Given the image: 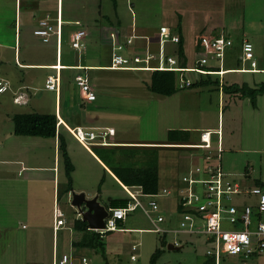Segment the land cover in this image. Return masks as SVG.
<instances>
[{"label": "crops", "instance_id": "crops-1", "mask_svg": "<svg viewBox=\"0 0 264 264\" xmlns=\"http://www.w3.org/2000/svg\"><path fill=\"white\" fill-rule=\"evenodd\" d=\"M126 11H130L127 0L126 3L125 0H107L105 3L103 0H0V79L9 83V89L4 93H0V109L3 112L1 117L5 121L10 120L11 122L12 118L19 114L54 115L56 119L54 138L44 139L39 137L16 136L14 135L12 126L11 130L8 132L10 138L7 139L11 143L10 146L19 145V138L23 139L21 146L30 143L31 138L49 140L51 142L50 145L53 149L52 165H30L24 156L17 158L19 160L16 159L17 161H15L20 166L18 174L20 172L32 173L27 175V177L25 176V183L28 182L30 185L32 183L36 184L38 187L35 188L40 189V191L42 190L47 198H44L43 200L41 199L40 210H36L33 207L31 208L29 219L27 221L35 232L45 228L47 230L51 229L52 241L50 264H52L53 255H57L56 236L59 231L63 233V237L68 236L67 247L68 252H70L68 255L75 258L77 263L82 257H85L80 255L83 250H95L87 248L86 246H79L82 236L86 234V232L96 231L95 229H90L88 227V223L78 216V213H80L79 210L71 205L72 196L74 194H83L87 200L95 198L96 202L101 207L105 208L107 212L113 206L124 207L127 203H133L134 200L130 197V194H133L135 199L140 202V207L136 208L134 211L140 209L153 227L155 225V218L152 214H157L158 216V214L160 215L159 212H164L165 216H167V218H165L166 228L172 227L173 222L180 221V211L177 208V200L173 205H168L167 200L171 195L166 196L161 193L168 187H164L163 189L160 188L161 190L157 194H154L153 197H149V195L143 194L139 187L123 185L116 177L114 169L119 168L122 164H128L134 168H142L148 163L152 165L156 161L155 164L158 166L157 173L160 187L165 186L162 184L172 182L174 180L172 174L171 178H165L167 170H161V163L163 161L161 162L159 157L152 153V151H157V149L175 148L170 147L172 145H170V142L167 140L168 132L174 130L183 133H189L192 130L197 132L199 143H184L192 145H198L201 143L200 134L202 132L208 130L210 132H218V134H220L219 141L217 135H211V138L214 135L216 136L215 146L212 145L213 140H210L212 154L216 156V149L218 146L222 150L221 154L224 151L225 132L221 117L218 118L216 129L201 125L197 127V123L195 124L196 126L191 127L183 125L181 121L180 124L175 127L172 126L165 128V141H138L123 137L121 138V135L118 132L119 127L117 125L119 121L116 120H119V117H112V115L109 114V111H106L107 107L104 108L103 105L94 104L101 94H104L103 96L105 97H108L109 95L113 96L115 92L112 90H118L119 93H123L122 89L124 91L129 86H145L144 83H140L139 75H146L147 73L152 72L151 69H111L110 66L113 54L116 53L128 56L129 58H133L134 56H141L143 58L146 52H149L156 56L158 54L157 37L160 27L168 28L176 34L178 38L179 34H181L179 31L175 32L174 29L172 30L168 25H161L158 30L141 29L136 26V24L134 25L132 18L129 21L123 17V13H127ZM58 17L61 22L60 35L57 34L56 30ZM42 20H47L56 30V33H52L49 36L47 42H43L33 34L39 21ZM77 31H84L85 35L81 39V47L79 49H74L71 46L70 38L72 34ZM181 36L183 42H185V37H183V35ZM216 36L223 37L212 33L211 35H205L202 33L198 39L200 41L203 37ZM243 40L244 39L239 43V47H241ZM167 44L171 43H166L164 45L163 52L169 53L170 51V53L173 54L172 50L174 49V46L172 49H169ZM119 45L122 47L120 51L117 49ZM233 47L234 46H232V48ZM195 48L199 49L201 54L204 53L201 44L199 46L198 41ZM7 54H9V56ZM184 54L187 59V67L189 68L196 65L197 60L200 59L198 58L192 62V60L189 59L188 53L184 51ZM192 63L193 65H190ZM209 63H212V61ZM212 64L214 65L210 64L205 69L207 71L222 70V72L214 74H199L201 76L195 77L199 78L197 82L207 80V76H210L211 81L212 77L217 78L218 90L216 89L215 91L218 93L219 105L221 104V101L223 102L222 95L224 93L222 87L232 83L238 84L236 81L232 83H224L223 81L225 80L223 79H225L226 75H254L251 73L235 72L237 69H220L217 65V61ZM156 65V59L149 60V67H155ZM130 66L142 67L145 66V64L131 63ZM80 75L87 78L89 85L95 94V100L92 102H82L80 98L79 88L75 83V77ZM49 76H58L59 78L58 84L54 90L45 88L46 80ZM129 76H133L135 79L130 82L126 81V78H129ZM175 77V84L177 86V73L175 74ZM192 84L193 82L191 81V85ZM247 85L249 86V83ZM190 86L184 89L177 88L178 91H183L189 89ZM211 86L214 85H209L207 87H194L193 90H195V93H197L198 90L204 92L206 88ZM145 87L147 89V86ZM252 87H254V85ZM207 91L212 92L209 89H207ZM175 94L168 97L158 94L157 96L160 98H170ZM226 95L236 96L233 94ZM3 96L7 98L3 99ZM129 96L140 98V95L137 94H131ZM239 100L242 101L243 99ZM2 105L8 106L6 107V111H3L5 108H2ZM256 108L257 100L256 107L253 109ZM76 128L85 131L91 130L95 133L113 130V135L111 132H108L106 138H97L92 145L86 146L83 143H80L73 135V130ZM103 142L107 144H100ZM163 145H165V147H152ZM61 146H63L72 166L70 172V188L65 172ZM175 149L193 150V155L190 156V158L187 156H181V158L178 159L179 165L182 168L181 171L183 172L182 177L189 171V168H187L186 165H189L190 163L200 165L199 162L201 161L202 164L200 166H203L204 157L208 152V150L193 148ZM136 150H139L140 154H145L146 156H144L147 160H141V158H139L141 156L134 160H130L129 158L131 156L125 155L138 153ZM148 150L149 154L146 153ZM194 150H197V152ZM106 151H111L112 153H106ZM196 167L199 166H194V169ZM190 170H193L192 167ZM185 171L186 173H184ZM225 174L227 178L229 177V180L237 181L243 189L249 190L254 186L257 187L254 185L249 188V186L245 185V182L231 178V174ZM247 177L246 173L244 178L247 179ZM177 182L181 183V180L178 179ZM31 190L33 192L32 198L36 199L37 192L34 191V188ZM44 194L42 196H44ZM249 196L250 195L243 194L237 195L232 197V201L240 204L239 201L241 197H245L246 202H241V204H254L255 200L252 202L251 198L253 197ZM234 198H237L239 201L234 200ZM145 200L148 201L146 202ZM150 202H154L157 205V213L150 211ZM55 209L62 214V219L64 220V224L56 231L53 230L55 226L53 212ZM126 219L127 216L125 220ZM124 221L118 223V232L130 230L139 232L144 231L137 229V226L129 228L125 227ZM79 222L85 223L86 231L82 230L83 226ZM25 226L23 225L21 228L23 229ZM167 230H164V232L166 233ZM150 232H152L151 229ZM186 235L189 236V234ZM40 245L44 248L43 244ZM134 247L136 249V246ZM45 253L44 256L48 257L46 251Z\"/></svg>", "mask_w": 264, "mask_h": 264}, {"label": "rangeland", "instance_id": "rangeland-1", "mask_svg": "<svg viewBox=\"0 0 264 264\" xmlns=\"http://www.w3.org/2000/svg\"><path fill=\"white\" fill-rule=\"evenodd\" d=\"M106 1L103 0L104 3ZM127 4L130 11L123 13V17L129 21L132 18L134 25L136 24L139 28L158 30L159 26L168 25L175 32L179 31L185 37L183 48L185 44L184 51L188 53L192 62L204 57L201 51L195 48L200 34L211 35L212 33L226 39L229 38L233 42L234 47L224 52L222 68L240 69L244 67L240 63L241 50L239 47V43L244 39L252 43L259 68L264 69V38L262 36L264 0H127ZM167 47L172 49L173 45L167 44ZM170 55L175 61L177 60L176 55L171 53ZM212 63L209 65H214ZM139 76L140 83L147 86L151 73ZM183 76L195 83L199 79L195 76L201 75L190 70ZM134 79L133 76H129L126 81L130 82ZM212 80H217V78L212 77ZM223 80H225L224 83L236 81L238 84L244 82L249 83L251 87L253 85L256 87L264 82V74H230L226 75ZM145 86H129L124 91L122 89L123 93L112 90L115 92L113 96L105 97L101 94L94 103L103 105L104 108L107 107L106 111H109L112 117H119V120L115 119L119 121L117 125L121 138L138 141H165L166 127H175L182 121L183 125L191 127L196 126L197 123V127L201 125L216 129L218 118L221 117L225 132L224 151L220 161L222 170L234 176L231 178L245 182L249 188L256 182L264 183V95L257 98V108L253 109L248 99L241 101L238 96L226 94L222 95L223 102L221 101L219 105L215 86L206 88L204 92L198 90L197 93L193 88H189L178 91L170 98H160L157 94L149 92ZM131 94L140 95V98L130 97ZM4 98L7 97L3 96ZM2 106L5 108L3 111H6L8 106ZM2 113L0 109V264H50L51 229L45 228L35 232L27 221L32 207L40 210V202L41 199L46 198L45 194L42 190L35 188L38 187L36 184L25 183V176L32 173L20 172L18 174L20 166L15 161L24 156L30 165H52L51 142L31 138L30 143L21 146L23 139L19 138L20 146H10L11 143L7 139L10 138L8 132L13 123L2 119ZM211 140H213L212 145L215 146L216 136H212ZM178 141L199 143L198 134L192 130L181 135ZM152 147H165V145ZM136 151L138 153L125 155L131 156L130 160L139 156L141 160L146 158L145 154H140L139 150ZM192 151V149L175 148L155 151V155L161 162L163 161L161 170H167L166 179L171 178L172 174L173 179L181 180L183 172L178 159L181 156L190 158L193 155ZM194 151L197 152V150ZM106 153L112 152L106 151ZM210 153H213L212 150ZM199 163L202 164L201 161ZM196 165L200 169L204 168V165ZM196 165L190 163L186 167L190 170ZM246 173L247 179L244 178ZM168 184L170 183L162 185L167 186ZM33 188L37 192L36 199L32 198L31 189ZM170 198L167 200L168 205H173L176 201L175 195H171ZM234 200L239 201L237 198ZM254 200L255 197L251 198L252 202ZM245 201L246 198L241 197L239 202L241 204ZM159 213L158 216H164V222L158 226L163 230L168 229L166 233L150 232V229H154L153 225L143 212L137 209L128 213L124 226L127 228L137 226V229L144 231L106 233L102 235L105 244L103 248L94 251L83 250L80 255L85 256L89 264H152V257L156 252L158 254L154 264H213L212 259L205 255L208 245L205 244L203 235L174 234L172 231L180 230L179 220L173 222L172 227L166 228L165 218L167 216L164 212ZM152 216L157 218V214H152ZM23 225L28 227L25 226L22 229ZM67 237H63L60 231L57 233V257H60L62 253H70L67 247ZM40 244H43L44 248ZM169 244H175V247L179 249L169 250L167 247ZM132 246H136V249L133 250ZM45 251L48 257L44 256ZM131 257L134 259L131 260ZM71 263L78 264L75 258H72ZM226 264H264V253L248 259L240 256L228 257Z\"/></svg>", "mask_w": 264, "mask_h": 264}, {"label": "built area", "instance_id": "built-area-1", "mask_svg": "<svg viewBox=\"0 0 264 264\" xmlns=\"http://www.w3.org/2000/svg\"><path fill=\"white\" fill-rule=\"evenodd\" d=\"M57 34L60 35L61 22L57 20ZM47 20L39 21L37 28L33 34L47 42L49 36L56 31ZM85 35L84 31H77L72 34L70 41L74 49L81 47V39ZM262 36L264 38V25ZM179 38L171 30L166 27H160L157 37L158 54L154 56L152 53L146 52L145 56H134L129 58L120 54H113L111 60V69L116 70H130V69H151L152 71H171L178 74L177 87L179 89L188 88L191 85L189 79L183 76L184 73L192 70L198 74H214L221 73L220 71H207L205 68L209 66L210 60L217 61L218 67L221 69L223 64L224 52L232 46V41L229 38H214L209 39L203 37L200 39L201 47L204 51L202 58L196 62L197 66L194 68H180L177 60L168 53L163 52V47L166 43L176 44ZM121 46L117 49L120 51ZM156 59L157 65L149 67V60ZM131 63H144L145 66L131 67ZM240 69L235 70L239 73H264V69L259 68V62L254 55V48L252 43L248 40H243L241 46ZM58 76H49L46 80L45 88L54 90L58 84ZM75 83L79 88L80 98L84 102H92L95 100L89 82L85 76H76ZM9 89V83L0 79V93H4ZM108 132L113 135V130H106L104 132L95 133L91 130H82L76 128L73 130L75 138L84 145H92L95 139H104L108 136ZM217 135L218 141L220 134L218 132L205 131L200 134L201 143L196 145L207 146L209 148H193L201 150L211 149V135ZM100 143V144H104ZM216 158L213 159L210 152L204 157V168L196 167L189 170L182 178L181 185L177 190L176 200L181 206L179 231H172L174 234H189V235H203L206 248L205 255L211 258L213 264H226L228 257L240 256L248 259L254 255L264 253V220L255 218L257 213L264 214V191L259 187H252L251 189H243L237 181L229 180L226 174L222 171L220 164L222 152L221 148L216 149ZM163 195H171L170 190H163ZM142 194V193H141ZM250 195L255 197L253 205L249 203L237 204L232 202V197L237 195ZM130 197L134 200L133 203H128L125 207L110 208L107 216L104 219V227L95 229L99 234H104L109 231H117L118 223L125 220L129 212H133L140 207V202L135 199L133 194ZM153 197V195H149ZM158 207L154 202H150V211L157 213ZM53 228L56 231L64 224L62 214L54 210ZM80 216V213H78ZM81 218V216H80ZM163 217L157 216L154 220V229L151 231L157 234H164V230L158 227V224L163 223ZM228 225V227H224ZM254 226V227H252ZM177 244V243H175ZM174 244V246H175ZM134 250L135 247L133 246ZM134 257H131L133 260ZM72 257L68 254H62L60 257L53 255L52 264H72ZM78 264H89V260L82 257Z\"/></svg>", "mask_w": 264, "mask_h": 264}, {"label": "trees", "instance_id": "trees-1", "mask_svg": "<svg viewBox=\"0 0 264 264\" xmlns=\"http://www.w3.org/2000/svg\"><path fill=\"white\" fill-rule=\"evenodd\" d=\"M207 38L214 39L220 37L216 36V37H207ZM199 42L200 41L198 39V44L200 46ZM172 45L174 46L172 53L177 57L178 66H180V68H186L187 59L184 54L183 39L181 34H179V41L176 44H172ZM232 46H233V42H232ZM232 46H230V48ZM175 74H176L175 72H168V71H152L150 76V82L147 85V90L151 93H155L167 97L177 93L178 88L175 84V78H176ZM207 77H208L207 80L203 82L193 83L190 86V88L199 87V86L207 87L209 85H214L218 90V80L211 81L210 76ZM222 91L224 94L236 95L240 99H248L251 106L255 108L257 98L264 95V82L259 83L256 87L248 86L246 83H242L241 85L232 83L229 85H224L222 87ZM12 122H13V132L14 135L16 136L39 137L44 139H51L55 137L56 119L54 115L19 114V115H15L12 118ZM183 134L185 133L178 130L168 132L167 140L170 142L169 144L176 145V144L186 143V142L178 141L181 135ZM61 150L63 155L65 172L70 188L71 186L70 172L72 170V166L63 146H61ZM154 151H152V153L155 155ZM146 153L149 154V150ZM212 158L215 159L216 156H212ZM155 163L156 161L152 165L148 163L142 168H134L128 164L127 165L122 164L120 165L119 168H114L115 175L123 185L139 187L141 192L145 195L157 194L164 187H168L169 190L171 191V195L177 196L176 190H178V184H179L177 180L174 179L167 186L160 187L158 173H157L158 172L157 164ZM255 185L264 191V183L256 182ZM251 205H253V203H251ZM112 208H118V206L116 207L113 206ZM177 208L179 211H181L182 209L180 204L178 203H177ZM255 218L258 220H264V214L257 213L255 215ZM80 224L83 226L82 230L86 231L85 223L81 222ZM79 246L81 247L86 246L87 248L95 249V250L101 249L104 247L102 235L97 232L88 231L86 232V234L82 236ZM157 254L158 252H156L153 255L152 264L155 263Z\"/></svg>", "mask_w": 264, "mask_h": 264}, {"label": "water", "instance_id": "water-1", "mask_svg": "<svg viewBox=\"0 0 264 264\" xmlns=\"http://www.w3.org/2000/svg\"><path fill=\"white\" fill-rule=\"evenodd\" d=\"M71 205L79 210L81 219L88 223L90 229H100L104 227V219L107 216V210L101 207L96 202L95 198L87 200L83 194H74L72 196ZM167 247L169 250L179 249L172 244H169Z\"/></svg>", "mask_w": 264, "mask_h": 264}, {"label": "bare ground", "instance_id": "bare-ground-1", "mask_svg": "<svg viewBox=\"0 0 264 264\" xmlns=\"http://www.w3.org/2000/svg\"><path fill=\"white\" fill-rule=\"evenodd\" d=\"M107 143L103 144L106 145ZM175 148H209L207 146H196V145H192V144H176V145H172Z\"/></svg>", "mask_w": 264, "mask_h": 264}, {"label": "clouds", "instance_id": "clouds-1", "mask_svg": "<svg viewBox=\"0 0 264 264\" xmlns=\"http://www.w3.org/2000/svg\"><path fill=\"white\" fill-rule=\"evenodd\" d=\"M168 72H171V71H168Z\"/></svg>", "mask_w": 264, "mask_h": 264}]
</instances>
